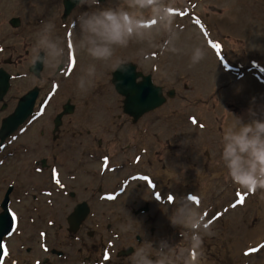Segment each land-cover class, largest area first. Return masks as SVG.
<instances>
[{
	"label": "rangeland",
	"instance_id": "374dc122",
	"mask_svg": "<svg viewBox=\"0 0 264 264\" xmlns=\"http://www.w3.org/2000/svg\"><path fill=\"white\" fill-rule=\"evenodd\" d=\"M163 3L173 17L172 31L179 36L177 47L181 51L162 56L158 45L168 33L160 31L153 46L132 43L114 57L135 64L138 71L151 75L153 82L165 92L174 91L165 105L133 124L122 113V97L110 83L111 73L116 68L111 63L93 62L76 47L80 33L74 21L87 9L75 8L62 21V0H0L1 57L22 59L21 63L10 67L11 71H21L24 59L29 62L24 51L34 54L36 33L44 23L55 25L54 37L62 41L65 52V44H72V61L75 60L76 68L69 85L73 88L76 105L71 118L75 162L81 158L78 148L90 154L97 151L94 141L98 138L103 142L99 156L110 151V159L105 163L108 177L101 181L99 160L90 164L88 168L93 173L78 183L81 198L91 203L93 197L90 196L99 186L106 192L112 190L114 182L128 175L143 177L142 181L134 180L115 202H107L103 208L98 207L99 211H92L98 223L93 224L98 226L97 229L93 226L94 236L87 239L79 234L82 241L75 243L59 225L69 210L41 208L42 202H33L31 195L44 199L38 193L46 187L47 179L34 178L26 172L30 159L18 151L17 142L15 156L6 161L8 168L0 169V203L8 185L16 184L17 189L9 196L20 219L16 235L9 242L5 264H37L38 260L41 264L99 260L98 264H129L128 257L143 243L144 233L154 247L165 240L173 246L169 253L173 264H183L182 251L185 254L190 251L197 264H264V248L248 256L243 253L264 245V190L249 193L228 177L220 143L225 129L234 122L233 116L243 117L247 123L250 108L257 114L264 112V0H163ZM100 5L135 11L151 26L150 13L127 9L126 0H105ZM13 18L19 19L18 27L9 24ZM213 44L220 48H213ZM194 46L204 49L205 58L190 66ZM145 55L150 59L145 60ZM90 63H96L97 79L92 89L81 93L77 81ZM22 84L14 82L13 93L21 92ZM110 140H114L115 146L109 145ZM190 196L196 197L198 202L192 203L205 222L212 221L209 223L211 235L201 233L202 243L198 249H191L190 237L181 238L180 230L168 220L175 203ZM240 196L244 197V203L233 207ZM146 201L148 210L134 214ZM100 209L113 223L108 229ZM128 214L138 224L133 225L134 232L124 233L120 225L128 223ZM219 215L223 217L215 221ZM86 224L91 226L90 222ZM44 232H47L50 249L62 251L63 258L41 251L39 239ZM135 235L140 237V243L135 241ZM112 239L114 253L101 260V247ZM128 249H132L131 254H119ZM152 258H156L155 251Z\"/></svg>",
	"mask_w": 264,
	"mask_h": 264
},
{
	"label": "clouds",
	"instance_id": "9594fccd",
	"mask_svg": "<svg viewBox=\"0 0 264 264\" xmlns=\"http://www.w3.org/2000/svg\"><path fill=\"white\" fill-rule=\"evenodd\" d=\"M79 9L83 10L76 17L74 23L79 28V39L76 43L78 50L87 55L93 62L111 63L113 68H122L125 61L114 59L119 50H124L132 43L153 46L156 34L167 32V38L159 44V52L163 55L178 54V34L172 31L173 17L163 0H126L127 9L148 11L151 26L146 19L135 11L124 7H102L100 0H71ZM55 25L44 23L36 33L33 64L50 65L64 55L62 41L54 37ZM41 53L44 55L41 56ZM205 58V51L201 46L191 49L190 66L199 64ZM145 60L150 56L145 55ZM97 79L96 63H90L77 81V88L81 93H87L95 85ZM249 121L243 117H234L221 137V159L227 170L228 177L241 189L249 193L264 190V112L257 114L249 109ZM129 215V214H128ZM170 224L178 228L181 238L190 237L191 249L201 246V233L211 235L210 225L194 206L192 200L180 199L172 207L168 216ZM134 224H138L129 215V221L120 225L121 232H134ZM143 243L135 247L133 254L128 257L129 264H173L169 253L173 246L161 241L156 247L145 238ZM155 251L156 258H152ZM183 264H197L190 251L181 252Z\"/></svg>",
	"mask_w": 264,
	"mask_h": 264
},
{
	"label": "flooded vegetation",
	"instance_id": "af4514ba",
	"mask_svg": "<svg viewBox=\"0 0 264 264\" xmlns=\"http://www.w3.org/2000/svg\"><path fill=\"white\" fill-rule=\"evenodd\" d=\"M54 35H56V32ZM65 45L67 52L64 51V55L50 65L41 63L33 64L34 54L31 55L28 50H25L24 57H28L29 62L27 63L24 59L21 71L10 70V67L15 66L17 62H22L21 57H18L15 61L12 60L11 57L2 58L1 56L3 55L0 49V79H2L3 75L8 76V88L0 96V129L3 121L14 112L19 102H29V98L33 97L29 116H26L9 136L5 137L3 140L0 139V154L5 151L3 155H0V169L3 171V169L7 167L6 161L15 156L17 148L20 146L18 151L30 159L26 172L28 174L30 173L29 175H32L34 178L40 177L47 179L46 187L41 189L38 193L39 197L44 199L40 200L37 195H31L33 202H42V204H39L41 208L53 209L54 207H58L59 210L62 211L61 208L63 207L69 210L65 214V217L62 218V222L59 225L60 228L66 229V235L70 236V238L77 243L82 241V239L78 237L79 234H84L87 239L94 236V232L92 231L94 228L93 226H96V229L98 226L93 224L98 223L93 219V215L95 214L92 213V211H99L98 207L103 208L104 204L107 202H115V200H109V198L105 196L116 195V197L119 198L126 193L127 188L129 189L132 183L131 177L133 174L128 175L119 182H114L112 190L104 192L101 186H99L98 189L91 194L92 196H90L93 197L91 203L88 199L81 198V191L78 188V183L81 178L88 179L90 174L93 173L88 168L90 164H95L99 160V177L101 181L106 180L108 177L103 167H105V160L110 159V151L108 150L106 154L99 156V147L103 142L102 139L98 138L94 141L97 151L90 154L87 153L88 151L78 148V154L80 153L81 158L79 161L75 162L73 155V150H75L73 149L75 134L72 129L74 125L71 118L76 111V105L74 104L73 88L69 85V83H71V73L74 66L71 61V52L69 51L68 53V48L70 50V47H68L67 43ZM43 55L44 54L41 53V56ZM16 81L23 83V90L18 94L13 93V83ZM86 135V137H88L89 130H87ZM77 136L80 135L77 134ZM17 142L19 144L16 148L15 145ZM108 143L109 145L113 144L115 146L114 140H110ZM106 148H108L107 144ZM74 163L75 166L73 167ZM16 189V184L15 186L8 185L5 198L3 202L0 203V211H2L1 206L7 201V208L17 215L18 212L13 207L12 200L9 196L10 193H13ZM26 194H28V191L25 192V195ZM21 200H17V203H21ZM83 203H85L89 209L88 216L81 220L75 231H72V227L70 226L72 224L70 223L69 225L67 220L74 214L75 209L82 206ZM56 204L58 206H56ZM148 208L149 202L146 201L144 205L133 212L134 214L137 211L146 212ZM38 210L41 209H37V211ZM103 212L102 210L103 222L108 229L113 223L105 218V212ZM89 222L91 226L86 224ZM49 224L54 225L55 222L49 221ZM151 230L152 229H150V231ZM45 234L46 237L44 239H39L41 251L46 253L51 252L58 258H63L64 253L62 251L50 249L47 243V232H45ZM134 239L138 243L141 242L138 235H135ZM41 244L44 245L41 246ZM104 249L105 246H102L101 253L104 252ZM127 251H129V249ZM127 251H119V254H123ZM85 259H88V257H85Z\"/></svg>",
	"mask_w": 264,
	"mask_h": 264
},
{
	"label": "water",
	"instance_id": "95a60500",
	"mask_svg": "<svg viewBox=\"0 0 264 264\" xmlns=\"http://www.w3.org/2000/svg\"><path fill=\"white\" fill-rule=\"evenodd\" d=\"M104 1L105 0H100V3H103ZM62 6V20L65 21L71 12L77 7L71 2V0H62ZM9 23L12 27L19 26V20L17 18H13ZM138 79L139 81H137ZM7 81L8 76L3 75L2 79H0V96L8 88ZM110 82L115 92L123 98V114L129 116L132 119L131 122L133 124H136L143 115L150 113L165 104L167 98H172L174 96L173 90L168 91L166 96H164L163 89L153 84L151 76L143 75L141 72L137 71V66L130 62L125 63L122 68H116L111 73ZM29 99V102H19L14 112L3 121L0 129L1 140L9 136L17 126H19L21 121L26 116H29L31 113L33 97ZM1 207L3 213L0 214V262L2 261L3 255L2 241L11 233L13 228V222L7 214V201H5L4 205ZM88 213L89 209L85 203L75 209L74 214H72L67 220L69 225L70 223L72 224L70 225L72 231L76 230L81 220L88 216ZM129 252L130 250L127 253Z\"/></svg>",
	"mask_w": 264,
	"mask_h": 264
},
{
	"label": "snow or ice",
	"instance_id": "6c2138e0",
	"mask_svg": "<svg viewBox=\"0 0 264 264\" xmlns=\"http://www.w3.org/2000/svg\"><path fill=\"white\" fill-rule=\"evenodd\" d=\"M197 23H199V21H197ZM212 47L218 50L220 48V45L213 44ZM72 63H73V66H74L75 63H76L75 60H73ZM105 163H107V160H105ZM145 179H147V178H145ZM109 199H115V197H109ZM157 199H159V197H157ZM189 199L192 200V201H194V202H198V201H196V197L190 196ZM169 202H172V198L171 197H169ZM243 203H244V197L243 196H240L239 199L237 200V203L236 204H233V207H236L237 204L242 205ZM211 222L212 221L210 220L209 223H211ZM260 248H264V245H260L257 248H251V249H249V251L246 252L245 255L247 256V255L254 254V253L258 252L260 250ZM105 259H107V256H105Z\"/></svg>",
	"mask_w": 264,
	"mask_h": 264
},
{
	"label": "bare ground",
	"instance_id": "6f19581e",
	"mask_svg": "<svg viewBox=\"0 0 264 264\" xmlns=\"http://www.w3.org/2000/svg\"><path fill=\"white\" fill-rule=\"evenodd\" d=\"M75 68H76V66L74 67V69H73V71H72V73H71V74H73V72H74ZM244 205H245V204H244ZM263 215H264V214H263ZM7 246H9V245H7Z\"/></svg>",
	"mask_w": 264,
	"mask_h": 264
}]
</instances>
